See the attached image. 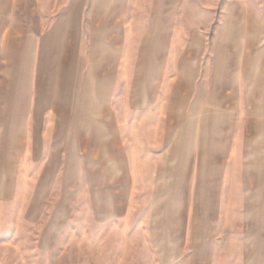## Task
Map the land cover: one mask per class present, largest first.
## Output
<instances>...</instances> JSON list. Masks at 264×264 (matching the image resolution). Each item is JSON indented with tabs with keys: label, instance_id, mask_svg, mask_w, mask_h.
Instances as JSON below:
<instances>
[{
	"label": "rangeland",
	"instance_id": "374dc122",
	"mask_svg": "<svg viewBox=\"0 0 264 264\" xmlns=\"http://www.w3.org/2000/svg\"><path fill=\"white\" fill-rule=\"evenodd\" d=\"M58 1L86 96L0 171V264H264V0Z\"/></svg>",
	"mask_w": 264,
	"mask_h": 264
},
{
	"label": "crops",
	"instance_id": "0c3cea01",
	"mask_svg": "<svg viewBox=\"0 0 264 264\" xmlns=\"http://www.w3.org/2000/svg\"><path fill=\"white\" fill-rule=\"evenodd\" d=\"M65 4L0 0V171L40 170L71 151L73 106L86 96L84 22L74 15L81 1Z\"/></svg>",
	"mask_w": 264,
	"mask_h": 264
},
{
	"label": "bare ground",
	"instance_id": "6f19581e",
	"mask_svg": "<svg viewBox=\"0 0 264 264\" xmlns=\"http://www.w3.org/2000/svg\"><path fill=\"white\" fill-rule=\"evenodd\" d=\"M248 132V131H247Z\"/></svg>",
	"mask_w": 264,
	"mask_h": 264
}]
</instances>
